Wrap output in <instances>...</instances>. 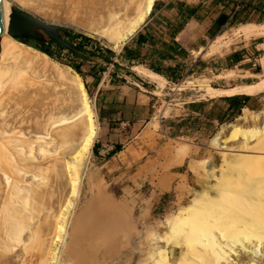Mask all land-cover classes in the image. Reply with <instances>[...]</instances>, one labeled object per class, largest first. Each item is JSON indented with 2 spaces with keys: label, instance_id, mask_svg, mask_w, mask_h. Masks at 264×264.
<instances>
[{
  "label": "rangeland",
  "instance_id": "1",
  "mask_svg": "<svg viewBox=\"0 0 264 264\" xmlns=\"http://www.w3.org/2000/svg\"><path fill=\"white\" fill-rule=\"evenodd\" d=\"M23 1L26 5H24L23 9L25 10L23 11L39 16L59 26V28L66 29L68 34L65 39L75 47L82 48V51H79L78 56H74L68 49L54 46L51 43L45 44V46L40 42L25 41L24 44L26 46L52 59L55 64L51 63L54 65L55 70L52 67L53 65L44 66L42 64L44 60L42 59V61L41 58L34 62L20 59L8 61V63L10 62L7 64L9 73L11 71V75H8V77L12 76L16 66L20 67H18L19 70L21 69L20 73L22 69L28 71H23L20 75H17L15 82L12 76L13 80L10 78L8 83H4L7 86L5 85L2 91L6 92L9 89L14 94V99L7 103L4 102L5 113L2 115L3 118L0 117V124H2L0 125V132L4 131L5 126L3 124L5 119L6 121L8 120V124L9 121L12 122L13 120L17 122V126L20 127L16 131L27 132L29 129V132L38 122H44L49 113H53L60 106L62 107V103H65L67 99V93L64 90V85L61 87L65 80L62 79L63 81H61L63 76L58 72L60 71L64 75L62 71L65 70V73L68 71V75L66 73L65 76L66 78L68 76L71 77L74 73L77 74L72 66H78L83 77L79 74L77 75L84 84L99 125L100 134L95 139L94 145H98L100 155L95 156L92 148L90 155H86L88 157L85 156V159L83 158V166L81 167L83 172L78 177L79 195L73 202L74 206L66 227V234L63 242L60 243L55 239L61 215L66 214V217L69 216V212H65L64 207L67 202L71 201V196L69 195L72 184V181H70L71 174L66 169L64 162L69 164L76 162L73 158L76 155L78 146L76 143L75 147L71 146L67 157L61 154L60 149H57L59 156L56 155V151V154L53 155L54 157L50 156L44 158V160L41 157L42 155L38 156L36 154L35 161L32 160L34 162L32 164L39 167L35 169L37 172L35 176L31 172L25 174L23 171H20V174L15 172L10 164L12 161L7 159L10 151L12 157L15 156V158L19 154L17 150L9 148V145V153L5 155L7 159L3 163L0 162V264H56V262L57 264H153L152 260L149 261L147 253L155 245L160 248H167L170 259L173 261L177 260L181 250L179 248L180 245L177 243L179 240H177L178 236L175 238L174 235L169 234L170 232L162 224V221L167 216H170L169 214L173 215L188 204H191L196 191L203 190V187L204 189L207 188V185L201 179L202 176H200V174H203L204 164L210 162L216 169L221 163V157L216 152V147L210 145V140L219 133L223 126L231 123L243 128H249V125H253V128L254 126H259L253 114L259 113L264 106V93L249 97L242 109L246 108L251 114L249 113V118L241 119L239 117L242 114V109L238 111H236L237 108L230 110L231 107H229L227 102H224V99H213V101L205 102L208 97L203 95L202 89L205 86L228 87L229 85L239 84L243 82V73L248 76L246 73L249 71L260 76L258 79L251 77L247 81H258L264 78V37L243 39L234 35V29L246 23L235 22L232 25L233 27L230 26L231 28H229L228 26L215 38L204 41L202 48L199 50L196 48L190 54V58L181 63L183 65L182 70L184 72L189 70V74L179 82L171 84L170 87L164 89L167 95L158 94V102L155 103L151 114L145 122L129 125L115 120L109 123V128L107 129L99 117L96 97L93 95L91 88L86 85L84 75L91 70L99 73V69L103 64L102 58L115 59L159 9V4H161L162 0L155 1L144 25L123 45L119 52H113L104 46L100 40H96V38L83 32V28L92 27V24H96L91 22L92 18L95 17L93 21L95 20L94 22H96L97 17L101 14L100 11H103L105 5H109L116 0ZM73 20L76 21L74 22ZM218 37L226 38L225 41L230 40L229 48L214 55L208 53L207 50ZM36 47L48 48L53 57L38 50ZM110 52L114 53V55ZM236 53L242 59L237 63L230 60V57ZM32 63L34 66H32ZM195 63L197 64L196 67L193 66ZM13 65L15 66L13 67ZM126 66L121 67L118 74L128 77L133 76L130 67ZM62 67H64V70ZM203 67L208 68L201 71ZM65 68H70V70L67 69L66 71ZM35 72L38 74H35ZM33 74L35 75L34 77ZM58 75L61 76L59 80L57 79L60 77ZM5 80L9 79L5 77ZM46 81L51 83H46ZM10 82L13 89L10 88ZM30 82L33 85L29 84ZM155 85L159 89L163 87V85L159 86L156 83ZM149 86L150 88L148 89L152 88L154 91H158L152 85ZM176 87H181V90H176ZM192 100H200L197 103L199 105L194 108L195 114L182 115L184 113L182 106L185 102L189 104ZM210 102L212 103L211 110H207L206 105L210 104ZM165 109H167L168 115L162 117V111ZM57 111L55 110L56 113H54L57 114ZM19 120H22L23 123L18 124ZM13 126L12 128H14ZM10 127L11 123L8 128ZM54 129L55 131L57 130L56 128ZM2 138L0 136V139ZM2 140L6 142L7 139ZM116 144L122 146L121 152L107 159L108 152ZM212 145L214 146L215 144ZM40 161L42 163L38 164L37 162ZM203 161L206 162L204 163ZM47 166L48 168L46 169L45 167ZM201 166L202 168H200ZM38 170H42L44 173ZM45 172H47V175H44L45 178L42 179L41 175L45 174ZM5 175L11 177L10 181H6ZM18 182H21V184L19 185ZM12 183L16 184V187L14 186L15 189L18 187L16 191ZM94 194L108 205L106 210L100 209L96 200L87 202L89 196ZM22 195H25V198L29 195L27 198L29 202L25 198L23 199ZM16 198L19 199L17 200ZM17 209L20 211L19 213ZM14 210L18 214L16 217L11 212H14ZM11 216H14V218H11ZM12 225H15L14 230H17L16 227L20 226L21 228L19 230L18 227L17 232H20V234L22 232L23 235L14 234L16 231L12 230L13 228L11 227H14ZM11 230L12 232H10ZM136 233L146 242L144 252L147 251L142 258L132 259L131 254L128 252L131 249V245H133ZM12 235L15 236V239ZM153 235H166L168 240L165 238L164 242L158 243L154 239L152 240ZM193 236L196 237V235ZM193 236L192 238L194 239L195 237ZM12 239H14V242ZM112 244L120 246L122 251L115 253L113 247L110 248ZM146 258H148V261H146ZM184 264L188 263L185 262Z\"/></svg>",
  "mask_w": 264,
  "mask_h": 264
},
{
  "label": "bare ground",
  "instance_id": "2",
  "mask_svg": "<svg viewBox=\"0 0 264 264\" xmlns=\"http://www.w3.org/2000/svg\"><path fill=\"white\" fill-rule=\"evenodd\" d=\"M2 1L5 14V33H2L0 35V117H2V115L5 113L3 107L4 102L7 103L11 99H14V94H12L9 89H7L8 91L6 92L2 91L4 86L6 85H4V83H8V81H10V78L11 80L14 79L15 82V77L17 75H20L23 71H28L22 69V72L20 73L21 69L19 70V66H16L14 68L15 70L12 73V76L14 78L12 79V76L8 77V75H11V71L9 73V68L7 65L10 63H8L9 60L17 61L18 59H20L23 61L30 60L34 62L41 58V60H44L42 64H44V66L46 67L55 64L47 55L38 52L30 48L29 46H26L25 44L17 41V38H12L9 34V16L11 14V10L13 9L12 7H17L19 9L25 10L23 9V7L26 6L25 2L23 0ZM155 1L156 0H116L109 5H105V7L103 6V11H100L101 14L97 17L96 22H94L95 20L93 21V18L95 17L92 18V21L90 20L92 23H96L95 25L90 24L92 27L89 26L85 29L83 27L81 28H83V32L91 37L96 38V40H100V42H102L104 46H106L113 52H119L123 45L139 31L140 27L144 25L146 18L149 16L153 9ZM233 33L234 35L242 37L243 39H250V37H264V23L243 24L235 28ZM225 39L226 38L224 37H218L207 50L208 53L214 55L223 51L224 49H228L231 43L230 40L225 41ZM14 66L15 65H13V67ZM32 66H34L33 63ZM56 66L58 65L56 64ZM52 67L54 68V65ZM52 67L51 69L53 70ZM64 67H62V69ZM62 69L60 70L62 71ZM67 69L70 70V68ZM64 71H62L64 75H62L60 71H57L61 76H63V78H61V76L58 75V77H60L57 79L59 80L61 78V81L65 80L64 83L60 84L61 87H63L64 85V90L67 93V99L65 103H62V107L60 106L59 109H55L58 110L57 114H55V110V113H49L46 119H44V122L41 121L38 122L37 125L34 124L35 127H32L29 132V129L27 130V132H21L20 130V132L16 131L20 126H17V122H15L14 120L12 122L9 121V124L11 123V127L8 128V120L6 121L5 119V121L3 120V125L5 126L4 131L0 132V136L3 137L2 139H7L6 142L0 139V162L3 163V161L7 159L5 155H8L9 148L17 150L19 156L16 155L17 158H15V156L12 157V153L10 151L7 160L12 161V163H10L11 167H13L15 172L18 174L21 173L20 171H23L24 174L31 172L34 175H37L35 169L39 167L38 165L32 164L34 163L32 162V160L35 161L34 159H36V154L38 156L42 155L41 157L44 160V158H48L50 156L54 157L53 155L56 154L57 149H60L61 154L67 157L71 150V146L75 147V143L78 146V150L75 153L76 155L73 158L76 162H74L73 164L71 163L72 165L64 162L66 169H68L71 174L70 181H72V184L69 195L71 196V201H69V203L67 202L64 207V211L69 212V216L66 217V214L61 215V217L59 216L61 219L58 225V233L55 240L60 243L63 242L64 236L66 234V227L69 223L74 206L73 202L79 195L78 177L82 175L83 172V170L81 169V167L83 166V158L86 155H90L95 139L100 134L99 125L93 105L88 99V95L81 78L75 73L73 74V76H68L66 78L65 75L68 71L66 73ZM35 74L38 73L35 72ZM34 76L35 75L33 74V77ZM5 77H7V79L9 80L6 81ZM261 81L264 83V78H262ZM48 82L46 81V83ZM29 84L33 85L31 82ZM10 85V88L13 89L11 82ZM56 89L57 88L55 87V90ZM249 113L251 114L249 110L244 108L242 109V114L239 118H249ZM253 115L254 119L258 121L257 123L259 124V126H254L253 128V125H249V128H243L231 123L223 126L219 133L212 140H210V145L212 147H216V152L221 157V163L215 169L214 166L210 164V162L205 161L206 164H204V171L202 172V175L200 174V176H202L201 179L203 180L205 185H207V188L204 189L203 187V190H200L198 192L196 191L193 195L191 204H188L181 211H177V213L173 215L169 214L170 216H167L162 221V224L166 226L168 232H170L169 234H171L172 236L174 235L175 238L176 236H178L177 240H179L177 243L180 245L179 248L181 249L178 255V259L175 261L171 260L167 248H160L155 245L147 253L149 261L152 260L153 264H184L185 262H187L188 264H264V106L259 113H255ZM21 123H23V121L19 120L18 124ZM12 126L14 128H12ZM54 128H56L57 130L55 131ZM212 144L215 145L213 146ZM56 155L59 156L58 151ZM41 161L37 163L41 164ZM45 168L47 169L48 166ZM200 168H202V166ZM46 169L43 168V170L45 171ZM46 173L47 172H45V174H42V177H40L44 179V175H47ZM5 177L6 181H10V176V178L7 175H5ZM20 184L21 182L19 183V185ZM12 185L14 188L16 184L12 183ZM21 193L23 194V192ZM24 196L23 199L26 197ZM27 198H25V200L29 202ZM11 212L15 217L18 215L16 214L15 210V213L13 211ZM19 212L20 211L18 210V213ZM14 216H11V218H14ZM12 226H14L11 227L13 228L12 230H14L15 225ZM18 227L20 230L21 227L17 226V230ZM12 230L10 232H12ZM17 230H14L16 231V233L13 231L14 234L22 236V232L21 235L20 232H17ZM166 235H153L154 237L152 238V240L154 239L156 242L162 243L167 237ZM193 235H196V237ZM13 236L14 235H12V237ZM192 236L195 238L193 239ZM13 238L15 239V236ZM14 239H12V241ZM132 244L133 245H131V249L128 252L129 254H131V258H142V256H144L147 251L146 250L144 252L146 242L136 233ZM112 247L115 253L122 251L120 246L118 247L117 244H112L110 248ZM148 258H146V261H148Z\"/></svg>",
  "mask_w": 264,
  "mask_h": 264
},
{
  "label": "crops",
  "instance_id": "3",
  "mask_svg": "<svg viewBox=\"0 0 264 264\" xmlns=\"http://www.w3.org/2000/svg\"><path fill=\"white\" fill-rule=\"evenodd\" d=\"M176 2L182 3L189 8H194V14L187 17L186 13L181 14L175 7L167 8L168 4ZM231 21L241 24H263L264 0H162L161 4H159V9L144 25L143 29L140 30L141 33H149L154 37V46L144 45L141 50L145 49L152 53L161 49L160 44L163 41L174 40L188 53L186 58L177 57L176 62L182 63L190 58V54L196 48L198 50L202 48L204 41L218 36L229 26ZM178 26H180L178 32L172 37L175 28ZM231 27L229 26V28ZM107 59L109 61L107 63L103 62L101 68L99 67V73L91 70L84 75L86 85L91 88L93 95L96 97L100 119L107 129L109 128V123L115 120L129 125L145 122L151 114L155 103L158 102V94L167 95L164 89L174 83L152 72L144 65L121 61L118 56L115 59ZM176 62L166 61V64L174 66ZM124 65L130 67L133 76L128 77L118 74V71ZM196 65V63L193 64L194 67ZM206 68L208 67H203L201 71L206 70ZM246 75L248 76L243 73V82L229 85L228 87L205 86L202 89L203 95L208 97L205 102L237 95L249 98L264 93V83L261 80L247 81L251 77L258 79L260 75L250 73V71ZM155 83L159 86L163 85V87L159 89ZM149 85H152L158 91H154L152 88L148 89L150 88ZM176 90H181V87H176ZM199 101L192 100L189 104L185 102L182 106L184 112L182 115L195 114L194 108L199 105L197 104ZM224 102L226 101L224 100ZM211 106V102L206 105L207 110H211ZM232 109L231 107L230 110ZM176 110L178 111V109ZM165 115H168L167 109L162 111V117H165ZM91 200H96L100 209H107L108 205L96 194L89 196L87 202Z\"/></svg>",
  "mask_w": 264,
  "mask_h": 264
},
{
  "label": "trees",
  "instance_id": "4",
  "mask_svg": "<svg viewBox=\"0 0 264 264\" xmlns=\"http://www.w3.org/2000/svg\"><path fill=\"white\" fill-rule=\"evenodd\" d=\"M175 7L177 8L181 14L186 13L187 17L194 14L195 9L189 8L188 6H185L182 3H171L167 5V8ZM235 22L231 21L229 26H232ZM180 26L175 28V31L172 35V37L178 32ZM58 31L60 35L65 39V36L68 34V31L63 28H58ZM66 40V39H65ZM19 42H22L24 44L25 41L17 40ZM67 41V40H66ZM68 42V41H67ZM42 45L45 44H52L54 46L61 47L54 41L50 40L49 38H45L44 41L40 42ZM70 43V42H69ZM155 39L154 37L149 33H141V31L134 37L133 40H131L120 52L118 55V58L121 61H128L133 64L137 65H144L152 72L159 74L160 76L164 77L170 82L177 83L181 79L185 78L189 74V70L187 72H184L182 70L183 65L177 61V57L182 56L183 58H186L188 56V53L181 48L174 40L168 41V42H162L160 44L161 49L155 52H148L145 49L141 48L145 46H154ZM46 46V45H45ZM38 50L48 54L49 56L53 57V55L49 52L48 48L45 47H36ZM71 54L74 56H78L79 51H82V48L75 47L74 50H69ZM112 55L114 53L110 52ZM103 62L107 63L109 60L107 58H102ZM230 60L232 62H239L242 59L239 57V54H233L230 57ZM167 62H176L174 66L167 65ZM72 68L79 74L81 77H83L82 73L79 70L78 66H72ZM186 74V75H185ZM248 97L243 95H237L233 97H227L224 98V100L228 103L229 107L237 108L236 111L241 110L243 105L246 103ZM122 149V146L120 144H116L114 148L108 152L106 158L110 159L112 156H114L116 153L120 152ZM93 154L95 156H98V145L95 144L93 147Z\"/></svg>",
  "mask_w": 264,
  "mask_h": 264
},
{
  "label": "water",
  "instance_id": "5",
  "mask_svg": "<svg viewBox=\"0 0 264 264\" xmlns=\"http://www.w3.org/2000/svg\"><path fill=\"white\" fill-rule=\"evenodd\" d=\"M9 34L14 39L21 41L32 40L42 42L45 37L68 50L75 46L67 42L59 33V26L54 25L39 16L30 14L19 8H13L10 14ZM5 33V14L3 1L0 0V35Z\"/></svg>",
  "mask_w": 264,
  "mask_h": 264
}]
</instances>
